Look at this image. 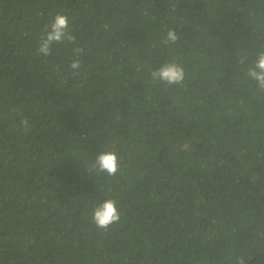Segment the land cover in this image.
Here are the masks:
<instances>
[{
  "label": "trees",
  "instance_id": "trees-1",
  "mask_svg": "<svg viewBox=\"0 0 264 264\" xmlns=\"http://www.w3.org/2000/svg\"><path fill=\"white\" fill-rule=\"evenodd\" d=\"M57 13L75 43L38 54ZM260 51L264 0H0V264H264ZM173 60L183 84L153 83Z\"/></svg>",
  "mask_w": 264,
  "mask_h": 264
},
{
  "label": "clouds",
  "instance_id": "clouds-1",
  "mask_svg": "<svg viewBox=\"0 0 264 264\" xmlns=\"http://www.w3.org/2000/svg\"><path fill=\"white\" fill-rule=\"evenodd\" d=\"M69 17L63 13H57L50 25H45L44 34L40 38L38 54L48 56L51 54V46L54 43H63L65 41L75 43L76 37L71 33L69 27ZM179 40L175 29L168 30L166 37L162 40L164 44H174ZM77 54L82 52L81 48L74 50ZM244 57L241 58L240 64H245ZM81 62L74 60L70 68L78 70ZM246 76L257 84L258 91L264 92V51L257 53V58L247 67ZM153 83L161 82L168 86L182 85L185 80V69L179 62L173 60L162 64L159 68L150 73ZM23 131H30V124L27 118L21 121ZM120 158L115 149L101 152L95 160L89 164V172L115 176L120 170ZM120 212L115 199H106L96 205L93 209L92 220L97 228L105 232L111 225L120 221ZM236 264H245L243 257L237 258Z\"/></svg>",
  "mask_w": 264,
  "mask_h": 264
}]
</instances>
